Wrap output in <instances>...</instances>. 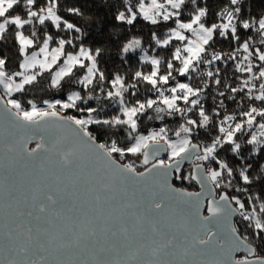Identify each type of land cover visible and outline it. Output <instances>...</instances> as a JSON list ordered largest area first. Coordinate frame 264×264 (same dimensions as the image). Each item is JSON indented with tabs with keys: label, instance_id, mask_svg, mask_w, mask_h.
<instances>
[{
	"label": "snow or ice",
	"instance_id": "obj_1",
	"mask_svg": "<svg viewBox=\"0 0 264 264\" xmlns=\"http://www.w3.org/2000/svg\"><path fill=\"white\" fill-rule=\"evenodd\" d=\"M118 3L124 72L81 0H0V264H264V11Z\"/></svg>",
	"mask_w": 264,
	"mask_h": 264
},
{
	"label": "trees",
	"instance_id": "obj_2",
	"mask_svg": "<svg viewBox=\"0 0 264 264\" xmlns=\"http://www.w3.org/2000/svg\"><path fill=\"white\" fill-rule=\"evenodd\" d=\"M84 4V19L79 20L85 31L86 46L98 47L104 50V67L120 70L124 72L128 67L134 66L137 62L139 53L129 54L132 59L122 64L120 58V45L130 39L133 35L147 36L149 26L138 24L131 29L130 35L126 36L128 26L118 25L114 21L113 13L119 8L118 0H81ZM253 12L259 13L264 11V0H249ZM115 4L116 8L112 5ZM5 54L11 56L12 51L5 49ZM29 98H32L31 95ZM74 114V113H70ZM152 128L162 126L163 122L153 121L147 122ZM170 129H175L177 124L175 121L168 120ZM143 130V129H142Z\"/></svg>",
	"mask_w": 264,
	"mask_h": 264
},
{
	"label": "rangeland",
	"instance_id": "obj_3",
	"mask_svg": "<svg viewBox=\"0 0 264 264\" xmlns=\"http://www.w3.org/2000/svg\"><path fill=\"white\" fill-rule=\"evenodd\" d=\"M32 98H35L37 100V102L39 103L42 99H53V98H65L63 96L62 93H58L53 91H44V90H40L38 92H36L34 95H31ZM40 106L43 107V105L41 104ZM75 114V113H74ZM161 122V121H160ZM163 159H166V157H164ZM142 170V169H141ZM181 187H184L183 185L178 184Z\"/></svg>",
	"mask_w": 264,
	"mask_h": 264
},
{
	"label": "flooded vegetation",
	"instance_id": "obj_4",
	"mask_svg": "<svg viewBox=\"0 0 264 264\" xmlns=\"http://www.w3.org/2000/svg\"><path fill=\"white\" fill-rule=\"evenodd\" d=\"M190 169H191V165L185 166V168H184L185 171H188ZM174 183H175L176 186H178L180 188H185V189H187L189 191H199L200 190L199 185H196L194 182H193V184L189 185L186 182H181V181H178V180H174ZM178 184L183 185L184 187H181Z\"/></svg>",
	"mask_w": 264,
	"mask_h": 264
},
{
	"label": "water",
	"instance_id": "obj_5",
	"mask_svg": "<svg viewBox=\"0 0 264 264\" xmlns=\"http://www.w3.org/2000/svg\"><path fill=\"white\" fill-rule=\"evenodd\" d=\"M30 147H35V143L31 144ZM166 156H167L166 153H162L160 158H164V157H166ZM188 165H190V164H189L188 162H185L184 168H185V166H188ZM172 183H174V180L172 181ZM174 185H175V183H174ZM175 186H176V185H175ZM176 187H178V186H176ZM179 188H180V187H179ZM204 214H207V212L205 211Z\"/></svg>",
	"mask_w": 264,
	"mask_h": 264
}]
</instances>
